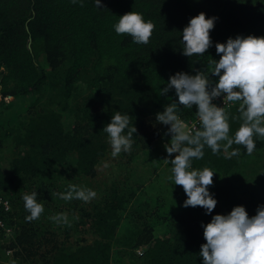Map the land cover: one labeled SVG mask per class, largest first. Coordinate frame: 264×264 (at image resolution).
I'll use <instances>...</instances> for the list:
<instances>
[{
    "label": "trees",
    "instance_id": "16d2710c",
    "mask_svg": "<svg viewBox=\"0 0 264 264\" xmlns=\"http://www.w3.org/2000/svg\"><path fill=\"white\" fill-rule=\"evenodd\" d=\"M101 4L97 8L95 0H0V151L7 147L15 152L7 157L5 170L0 165V192L12 205L2 216L16 230L13 241L0 244V255L7 259V251L14 248L10 264L26 263L50 242L52 247L42 254H53L43 264H111V242L121 216H133L130 204L135 188L126 192L113 187L91 210L76 205L77 222L88 223L94 239L74 248L48 237L40 219L26 220L30 213L23 196L36 191L45 199L43 216L51 217L54 205L48 200L56 189L68 188L62 182L68 172L75 177L95 175L108 147L103 128L119 111L130 115V126L137 129L132 147L146 150L165 166L163 188L145 192L149 198L136 205L135 213L141 211L149 219L145 233L143 223H134L132 240L126 244L144 246L141 264H203L199 255L206 243L202 225L216 214H229L235 206L264 203L260 190L243 189L239 182H231L230 174L249 158H263L264 138L254 137L256 148L251 155L243 145L233 144L240 155L231 159L223 151L213 155L205 146L204 157L193 160V168L214 170L209 192L217 205L211 214L199 206L185 208L187 196L170 179L172 166L164 161L175 154L157 156L166 152L164 145L171 135L158 132L163 125L156 121V114L176 102L180 118L188 121L197 116L196 107L180 105L174 89L167 96L159 93L177 72L195 75L194 70L202 69L216 82L218 77L210 74L213 60L220 59L215 44L237 35L264 36V0H101ZM131 11L155 25L148 44L134 43L130 35L115 32L120 16ZM201 12L206 18H218L210 31L213 44L204 55L189 58L182 54L183 29ZM77 82L85 84V90H79ZM78 98L87 104H70ZM238 109L239 103L225 107L231 136L242 122ZM65 112L73 115L70 122L65 121ZM155 139L161 140L156 143ZM245 209L250 217L256 214L252 207ZM66 224L64 237L79 227ZM158 227L163 228V236L153 239Z\"/></svg>",
    "mask_w": 264,
    "mask_h": 264
},
{
    "label": "clouds",
    "instance_id": "9594fccd",
    "mask_svg": "<svg viewBox=\"0 0 264 264\" xmlns=\"http://www.w3.org/2000/svg\"><path fill=\"white\" fill-rule=\"evenodd\" d=\"M95 5L103 7L101 0H95ZM217 19L206 18L204 12L190 19L182 33L184 56L204 55L212 47L210 31ZM114 28L118 35H130L134 43L148 44L155 25L151 20L145 21L141 13L131 11L120 16ZM215 48L220 59L213 60L210 74L218 77L216 82L202 69L194 70L195 75L177 72L170 76L159 93L167 96L174 89L180 105L184 108L195 106L199 129L187 128L178 114L176 102L166 105L164 111L156 114L158 123L170 125L165 135L170 134L171 139L164 147L169 157L173 154L175 157L164 161L172 166L170 179L174 180V185L181 186L187 196L183 207L199 206L206 210V214H211L217 205V200L209 192L215 172L209 167L194 169L193 160L204 157L205 146L213 155L223 151L226 159L240 155L239 148L232 149L233 144L243 145L251 155L256 148L254 137L264 138V36L237 35L234 39L228 38L226 43H216ZM220 97H223V103L239 102V120L242 122L234 136L230 135L228 112L213 103ZM130 123V115L116 111L110 123L103 128L108 134L113 158L121 152L131 151L133 134L137 129ZM104 167L108 164L105 163ZM37 195L34 191L23 196L25 209L30 213L26 217L29 222L38 219L44 211ZM54 195L65 201L78 199L90 202L96 193L69 185L66 193ZM51 219L68 223L64 213ZM202 227L206 243L201 245L199 255L203 264H264V205L258 206L256 214L251 217L244 206H235L227 215L212 216L211 221Z\"/></svg>",
    "mask_w": 264,
    "mask_h": 264
},
{
    "label": "rangeland",
    "instance_id": "374dc122",
    "mask_svg": "<svg viewBox=\"0 0 264 264\" xmlns=\"http://www.w3.org/2000/svg\"><path fill=\"white\" fill-rule=\"evenodd\" d=\"M39 61L43 60V56L40 55L38 57ZM78 83V82H77ZM80 85L79 90H85L86 86L82 82L78 83ZM77 103H81L80 105L87 104L88 101L84 102L82 99L78 98L74 102L70 101L71 105H75ZM239 102H235V104H238ZM52 107H56L55 103L54 105L50 103ZM79 105V104H76ZM68 111V110H66ZM64 119L66 122H70L73 119V115L70 113L65 112ZM160 129H157L158 132L162 131L164 134L167 132V129L170 127V125H163L158 126ZM170 135V134H169ZM161 139H155L156 143ZM170 142V140H169ZM154 147H152L153 149ZM112 148L109 143V137H108V147L105 155L99 160V162L96 165V173L94 176H78L75 177L74 174L71 172H68V177L66 179H62V182H66L67 184L65 186L69 185H77L81 188H87L95 191L96 196L94 199H92L90 202H84L82 200L73 199L71 201H65L60 198L59 195H54V201L53 199H49L50 206L53 204L54 208L51 209V217L47 218L43 216V213L41 214L40 219V225L42 224V227L46 229L47 236L50 238H53V240L58 239L59 242L65 244L69 248H74L76 245L82 244L83 242H91L94 239V235L91 232V229L88 226V223H79L77 222V217L80 216L76 212V205L80 208L91 210L94 206H96L98 203L102 202L103 199L107 196V193L110 191L111 188L115 187L119 191H126L129 192L128 189L135 188V196L133 202L130 204L132 214L133 216H127V214H123L120 218V223L118 225L115 238L111 242V249H110V255H111V264H141L143 262V250L144 246L141 247H133V245L126 244L127 241L132 240L131 238V230L134 229V223L140 224L143 223V229L145 233V225L146 220L149 221L148 217L145 218V214H143L141 211L136 214L135 211L137 210V203L143 202L145 198L148 197L149 194H144L145 192H151L154 187L155 189L163 188L162 183L164 180V175L161 173L164 169V162L158 163L156 159L150 158L149 154H147V151L140 148L139 146H134L131 148V151L129 153L121 152L116 158H113L111 156ZM2 153V158H0L1 161V167H3V170L7 167V157H10L14 155L15 152H11V149L7 147H3L0 151V155ZM168 154L164 151H161L157 154L158 157L164 156ZM169 157V156H168ZM162 159V158H161ZM107 163L108 167H104V164ZM237 168V170H234ZM236 171L239 173V175L234 172ZM74 172V171H73ZM164 172V171H163ZM231 174V182H239L240 186L247 190L251 191L255 187L260 190L258 194L264 197V155L263 158H249V161L246 162L245 165L242 167L234 166L232 170L230 171ZM66 175V174H65ZM64 175V176H65ZM251 175H254L253 177H249ZM67 189H56L53 191L55 194L59 193H66ZM32 192L28 193L31 194ZM10 204V209L6 212H9L12 210V205L10 199L5 196ZM45 199L39 195H37V201L39 203H42ZM172 200L171 202H173ZM79 203V204H77ZM169 204L168 202H165ZM44 205V204H43ZM82 205V206H81ZM261 205H264L262 203ZM260 206V205H259ZM247 209L249 207H252L253 211L256 212L258 205H247L245 206ZM0 210V220L2 222V233L0 234V244H8V242L14 240V234L15 229L13 226L9 225L8 218L5 215L2 216L3 213H1ZM5 213V211H4ZM64 213L67 216L68 223L79 225V227L75 229H71L69 235L67 237H64L65 234V227L64 222H56L53 219H51L53 216H56L57 214ZM140 215V216H139ZM137 217L138 219H136ZM83 221L86 220V218L82 219ZM66 224V223H65ZM67 225V224H66ZM165 231V230H164ZM170 235V234H168ZM163 236V228L158 227L155 230V233L153 234V239L156 237ZM52 243L48 242L44 245H41L39 249V255H35L34 257H31V260H27L26 263L21 260V264H43L45 263V260L52 256L53 252L50 251L47 255H43L42 253L46 251L47 249H50L52 247ZM14 251V248L7 251V259H2V256L0 255V261L5 264H10V260L14 257L12 252ZM1 254V253H0ZM4 260V261H3ZM33 261V262H32ZM32 262V263H31ZM17 264V263H15Z\"/></svg>",
    "mask_w": 264,
    "mask_h": 264
},
{
    "label": "built area",
    "instance_id": "2783aa9c",
    "mask_svg": "<svg viewBox=\"0 0 264 264\" xmlns=\"http://www.w3.org/2000/svg\"><path fill=\"white\" fill-rule=\"evenodd\" d=\"M213 103L216 104L219 107H227V106H231L233 104H235V102H225L223 103V97L217 98L213 100ZM187 126V128L192 129L193 131L197 128L198 124L200 123L198 116H196L194 119L185 121L183 120ZM10 209V204L8 199L5 197V195L3 193L0 192V210L2 212H6ZM0 229L3 230L2 228V222L0 220Z\"/></svg>",
    "mask_w": 264,
    "mask_h": 264
},
{
    "label": "water",
    "instance_id": "95a60500",
    "mask_svg": "<svg viewBox=\"0 0 264 264\" xmlns=\"http://www.w3.org/2000/svg\"><path fill=\"white\" fill-rule=\"evenodd\" d=\"M28 47H30V39L28 40Z\"/></svg>",
    "mask_w": 264,
    "mask_h": 264
}]
</instances>
